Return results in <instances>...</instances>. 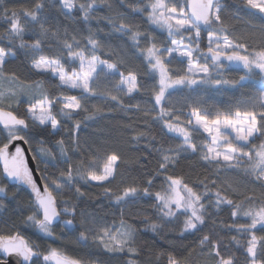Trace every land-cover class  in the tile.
<instances>
[{
  "label": "snow or ice",
  "instance_id": "1",
  "mask_svg": "<svg viewBox=\"0 0 264 264\" xmlns=\"http://www.w3.org/2000/svg\"><path fill=\"white\" fill-rule=\"evenodd\" d=\"M106 2L34 0L30 6L16 10L6 6L5 0H0V20L5 25L0 31V77L6 76L4 68L8 60L14 59L16 50L20 49L31 59V68L42 76L58 80L60 89L59 95H52L40 91L42 85L37 84L35 87L39 95L27 101L23 116L11 110L15 91L0 90V135L4 137V142L0 143V197L8 195L9 186H26L33 200L31 214L23 221L25 226H34L45 237H54V229L59 226L61 239L79 231L77 243L86 242L92 236L106 251L127 250L130 257L139 255L135 247L136 230L127 225L123 213L119 227L101 226L98 231H95V220L82 213L83 230L77 229L72 219L60 221L62 215L75 217L76 213L74 207L70 209L65 206L63 211L59 210L57 196L65 191L70 194L69 199L83 196L80 186V182H83L103 187L105 195L109 199L114 197L117 205L136 203L141 196L154 198L152 207L156 219L144 213V223L153 233H158L173 222L180 223L179 235L182 237L201 231L207 220L219 212L222 205H227L231 209L232 223H220L232 234L231 242L242 250L243 264H264V235L257 234L264 232V199L259 204L253 196H245L243 201H237L231 194H239L238 185L229 179L242 170L246 177L251 178L250 182L264 190V142L258 147L254 145V138L258 134L264 136V23L257 30L255 20L251 18L255 13H252L243 20L250 28L244 33H237L236 29H230L224 17L226 9L221 0H185L183 4L177 3V0H137V3L129 5L132 12L146 13L149 24L167 33L168 45L160 47L151 34L153 29L146 32L134 29L123 13L115 17L105 16L111 29L108 35L126 36L131 42L132 54L142 58L145 74L155 81L151 89H146L140 83L137 72L128 67V61L123 56L113 61L101 58L98 54L105 47L98 35L103 29L93 32L89 27L88 34L82 40L75 33L69 35L67 28L61 31L59 25L53 27L51 18L44 15L45 9L51 5L65 18H71L79 12V19L88 23ZM242 2L247 9L264 14V0ZM121 3L126 4L127 0H121ZM108 7L110 9L111 4ZM230 19L241 20L242 17L239 13H233ZM261 20L264 21V15ZM203 32H207L206 49L201 48ZM247 39L253 41V47L249 46ZM45 45L52 54H45ZM109 55L118 54L113 51ZM173 64H186L187 67L173 71ZM122 68H127V71ZM240 68L245 71L238 80L225 78V72ZM117 76L118 82L114 85L105 83L115 80ZM255 76L260 77L258 84L252 79ZM12 78L15 79L14 74ZM223 86L239 89L255 87L258 96L252 97L250 107L237 106L234 112L217 111L214 117L198 101L192 100L193 95L199 97L209 87L220 89ZM183 88L189 89L185 104L169 107L168 101L173 92ZM142 89L150 90L152 94L151 101L143 106L123 99H134L135 94ZM71 90H77L80 94H74ZM89 97L110 100L112 105L109 110L118 106L127 114L130 109H135L137 113L151 117V121L162 123L167 132L181 137L182 141L175 147L161 146L155 149L159 157L156 176L174 168L181 154L199 152L200 158L214 170L212 175L199 182L203 190H198L195 185L190 186L181 177L167 174L155 192V177L151 175L143 184L132 183L113 192L108 185L115 180L121 160L115 152L105 153L103 157L90 153L88 159H81L75 167L69 164L58 176H45L44 187L40 189L25 162L21 147L16 146L13 153L10 145L17 140L31 144L36 135L43 136L44 133L54 136L65 120H75L74 114L88 111L83 102ZM5 102L7 108L3 107ZM24 102L16 100L17 104ZM185 108L190 110L187 114ZM103 110L95 106L93 115L85 119H93L96 113ZM151 121L143 122L144 129L134 124L127 125L130 129L128 143L135 147L141 140L147 141L144 148L149 154L154 147L148 141V125ZM80 129L81 121L75 120L71 131L72 146L75 150L84 151L79 140ZM200 129L210 137V143L205 142L198 147L192 139V133ZM228 129L235 133L234 137L227 132ZM30 132L34 135L30 136ZM39 143L41 156H49L55 161L58 151L60 157L65 158L64 163H68L69 145L65 139L57 140L55 148L44 147L43 139ZM246 145L253 147L246 150ZM4 206L0 201V209ZM241 216L245 218L244 222H237ZM199 247V255L209 258L205 264H237L235 253L225 255L221 251V241L214 240L211 235H204L199 240ZM163 255V252L159 254ZM0 257H13L15 264H36L41 257L43 264H86L56 248L41 253L38 245L21 235L19 230L0 233ZM0 264H3L2 259ZM129 264H135V260L130 259ZM167 264H180V261L168 253Z\"/></svg>",
  "mask_w": 264,
  "mask_h": 264
},
{
  "label": "trees",
  "instance_id": "2",
  "mask_svg": "<svg viewBox=\"0 0 264 264\" xmlns=\"http://www.w3.org/2000/svg\"><path fill=\"white\" fill-rule=\"evenodd\" d=\"M34 0H5L6 6L10 9L15 8L19 10L21 7L30 6ZM99 4V0H97ZM137 3V0H127L126 4H122L121 0H107V2L98 8L97 12L93 15L92 19L85 23L79 19V12H76L71 18H65L60 14L57 8L49 5L44 15L51 18L53 27L60 26L61 31L67 28L69 35L75 33L81 37L88 34L89 27L93 32L97 29H103L98 35L105 43L98 54L101 58H108L113 61L118 60L123 56L128 61V67L135 70L138 74L140 83L146 88L151 89L155 83L148 75L145 74L142 58L132 54L130 48L131 42L128 38L119 37L117 35H108L111 29L104 19L105 16H117L121 13L125 14L128 21L132 24L133 28H139L142 32L153 29L152 35L155 36L158 46L164 47L168 45V37L166 32H161L155 29L153 25L147 21V14L133 13L129 5ZM177 3L183 4L185 0H177ZM108 4H111L109 9ZM226 12L224 17L229 24L230 29H236L237 33H244L250 25L243 22L244 19L249 18L252 13L255 15L251 18L255 20L256 29L258 30L264 21L261 20L260 14L255 10H249L244 5L242 0H224L221 3ZM233 13H239L242 17L241 20H231L230 17ZM4 23L0 20V31H3ZM246 42L250 47H253V41L247 39ZM207 32L201 34V48L206 49ZM45 54H52L51 50L45 45ZM116 52L118 55H109L110 52ZM186 68L184 65H171L173 71H180L181 68ZM121 70L127 71V68ZM4 72L10 80L21 83L22 85L37 84L42 85V91L52 95H59L60 89L58 88L59 81L52 79L50 76H42L31 68V59L26 56L23 50L17 49L14 59H9ZM14 74L15 79L12 78ZM244 72L239 70H232L225 72V78L229 80H238ZM103 79V78H101ZM255 84L260 81L259 76L252 78ZM118 82V76L115 80L105 81L108 85H114ZM70 91V90H66ZM74 94L79 95L77 90ZM171 91V90H170ZM189 89L183 88L173 92L168 101V106L173 105L180 107L185 104L188 97ZM151 91L142 89L140 93L135 94V98L123 97L126 102L135 104L140 103L142 106L151 101ZM258 96L255 87H248L244 89L232 88L230 86H223L220 89L207 88L203 93L197 97L192 96L193 102H199L200 106L207 109L214 117L217 111L227 112L233 111L237 106L250 107L253 103L252 97ZM24 103L16 104L12 107V111L23 116L26 112L27 101ZM88 111H80L74 114L75 120L81 121V129L79 131V140L81 148L84 151L75 150L72 146L71 131L75 120H65L57 134L49 135L44 133L43 136L36 135L31 144L27 143L31 155L36 163L37 171L44 182L45 176L59 175V172L66 170L69 164L75 167L81 159H88L90 153L103 157L105 153H117L121 160L118 162L119 166L115 173V180L108 185L113 192L119 191L122 186H127L132 183L143 184L149 175L155 177L153 185V192L161 187V182L164 181L165 175L170 174L176 177H181L190 186L195 185L198 190H203L200 181L205 177L213 174L214 170L209 168L205 162L200 158V153L195 154L189 152L181 154L178 163L174 168H169L168 173L156 176L157 159L159 158L155 149L161 146L175 147L182 141V138L174 133L167 132L163 129L162 123L151 121V117H145L142 113H137L135 109H130L127 114L118 106L112 107L109 110L112 102L110 100H101L98 97H89L83 102ZM95 106H100L104 110L96 113L93 119H85L87 116H92ZM56 111H59L57 106ZM185 114L190 110L185 108ZM145 120L151 121L148 125V141L154 145L152 152L149 154L144 148L147 141L141 140L139 145L135 147L129 144L130 129L127 125L134 124L135 127L144 129ZM33 136V133H29ZM152 137H155L153 140ZM65 139L68 148V163H64L63 157H60L59 152H56L57 160H52L49 156H41L39 149L41 147L39 141L44 140V147H56V141ZM192 139L198 147L202 146L205 142L210 143L208 137L203 131L193 132ZM4 142L3 135H0V143ZM264 142V136L257 135L254 138V145ZM253 145H246L245 149H249ZM35 153V157H34ZM41 161H46L41 162ZM235 171V170H234ZM234 184L238 185L239 194L232 193L237 201H243L245 196H253L257 204L264 199V190L261 187L250 182L251 178L246 177L242 170L238 172L235 177H230ZM80 186L84 195L75 199H69V193L65 191L61 196H57L58 209L63 211L67 206L70 209L75 208V217L64 216L60 217L63 222L67 219H72L77 229H82L81 214L92 217L95 224V231L99 230L101 226L119 227L122 218L127 222V225L136 230L135 247L139 250V255L130 257L127 250L125 251H106L104 246L98 241L94 240L92 236L86 242L77 243L79 231L73 232L69 236L61 239L62 233L60 227L54 229V237H45L38 232L34 226H25L23 223L27 215L31 214L32 198L22 188L9 186L8 195L0 197V201L4 203V208L0 209V233L7 234L10 231L19 230L20 234L29 239L35 245H38L41 253H46L51 248H56L67 255L78 258L86 262V264H129L130 259L135 260V264H167V254L171 253L176 256L180 264H205L209 259L206 256L199 255L200 247L199 240L204 235H211L214 240L221 241V251L225 255H232L235 253L237 264H243L242 250L237 249L235 244L231 242V235L227 229L220 223H232L231 209L227 205H222L219 212L211 216L205 226H202L201 231L193 234L179 235L180 223L173 222L159 230L158 233H153L150 227L144 223V213L156 219L155 210L152 207L154 198H144L141 196L140 200L136 203H129L125 205H117L114 203V197L109 199L103 187L91 186L80 182ZM15 193V195H13ZM74 193V189H73ZM215 211V210H213ZM183 217H181V222ZM245 218L241 216L237 222H244ZM258 235H264V232H257ZM194 250V251H192ZM190 251L192 254L190 255ZM163 252V256L159 254ZM159 256V259L157 257ZM1 259V258H0ZM41 258L36 261V264H42Z\"/></svg>",
  "mask_w": 264,
  "mask_h": 264
},
{
  "label": "water",
  "instance_id": "3",
  "mask_svg": "<svg viewBox=\"0 0 264 264\" xmlns=\"http://www.w3.org/2000/svg\"><path fill=\"white\" fill-rule=\"evenodd\" d=\"M223 1L224 0H221V3ZM225 63H227V62H225ZM239 71L244 72L245 70L243 68H240ZM16 146H20L21 147V150L24 153L25 162L27 163V165L29 167V170L33 174L34 181L36 182L37 186L40 189H43L44 182L42 181V179H41V177H40V175H39V173L37 171L36 163H35L32 155H31V152H30V150L28 148L27 143H25L23 140L14 141L13 144L10 145V151L14 153ZM0 168H2V166H0ZM12 186H16V187H20V188L24 189L25 191H27V193L30 195V197L33 200L32 193H31L30 189H28L26 186H23V185H12ZM9 262H11V264H15V258L8 257L6 259H3V264H9Z\"/></svg>",
  "mask_w": 264,
  "mask_h": 264
},
{
  "label": "rangeland",
  "instance_id": "4",
  "mask_svg": "<svg viewBox=\"0 0 264 264\" xmlns=\"http://www.w3.org/2000/svg\"><path fill=\"white\" fill-rule=\"evenodd\" d=\"M8 89H11L16 93V97L12 101V107L17 104L16 103L17 99L19 100L25 99L26 101H29L32 99L34 95L37 96L39 95V91L36 90L35 86L24 85V84L22 85L19 82L17 83L16 81L10 80L8 78L0 77V90H8ZM40 91H42V89ZM3 107L7 108V102H5ZM200 130L203 131L202 129ZM227 132L231 133V129H228ZM204 134L208 137V140L210 141V137L206 133ZM231 135L234 137L235 133H231Z\"/></svg>",
  "mask_w": 264,
  "mask_h": 264
},
{
  "label": "bare ground",
  "instance_id": "5",
  "mask_svg": "<svg viewBox=\"0 0 264 264\" xmlns=\"http://www.w3.org/2000/svg\"><path fill=\"white\" fill-rule=\"evenodd\" d=\"M18 83V82H17ZM20 188V187H19ZM41 260H42V257H41ZM42 262H43V260H42ZM43 264V263H42Z\"/></svg>",
  "mask_w": 264,
  "mask_h": 264
}]
</instances>
